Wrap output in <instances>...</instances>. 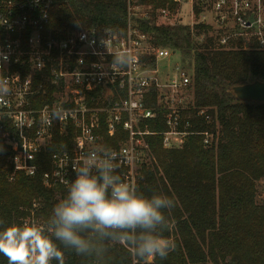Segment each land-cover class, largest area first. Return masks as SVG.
Returning <instances> with one entry per match:
<instances>
[{
	"label": "built area",
	"instance_id": "1",
	"mask_svg": "<svg viewBox=\"0 0 264 264\" xmlns=\"http://www.w3.org/2000/svg\"><path fill=\"white\" fill-rule=\"evenodd\" d=\"M171 3L156 7L147 0H127L125 33L76 28L55 37L49 29L51 0H0V77L11 88V94L0 100V142L12 168L9 180L16 172L34 176L54 138L70 131V145L51 152L42 172L48 187L67 190L65 182L75 178L72 164L96 144L117 154V174L134 185L143 165L154 160L149 135H160L165 149L182 148L190 135H200L206 148L217 144L218 122L215 131L198 130L193 123L194 116L207 124L213 117L208 109L195 107L191 67L179 51L155 44L137 20L151 19L155 13L157 24L181 22L192 31L202 24L221 48H231L236 41L264 50V0ZM105 30L113 38H106ZM108 51H130L135 63L113 68ZM42 89L48 90L49 98L39 106ZM54 107L67 109V119L50 123ZM153 120H161L165 129L153 131ZM36 210V204L26 208L17 224L45 225Z\"/></svg>",
	"mask_w": 264,
	"mask_h": 264
},
{
	"label": "trees",
	"instance_id": "2",
	"mask_svg": "<svg viewBox=\"0 0 264 264\" xmlns=\"http://www.w3.org/2000/svg\"><path fill=\"white\" fill-rule=\"evenodd\" d=\"M147 1L156 7L173 6L171 0ZM127 23V0H51L49 29L55 37L76 28L125 33ZM137 24L153 36L155 44L179 51L191 67L195 107L208 109L213 117L207 124L203 117L194 116L195 127L215 131L219 123L218 142L209 148L200 135H190L179 149H165L160 135L147 136L154 160L141 168L138 192L174 200V207L165 210L168 226L162 233L173 249L165 260L157 256L151 264H264V198L258 200V184L264 182V102L241 101L230 91L236 84L264 80V50L245 48L236 41L231 48H221L206 26L198 24L192 31L181 22L157 24L155 13ZM48 98V90L42 89L38 105ZM157 121H150V128L164 130ZM72 137V131L56 136L39 159V171L34 176L16 172L13 180L0 142L4 149L0 152V229L17 224L34 204L38 219L47 224L67 190L46 186L42 172L48 168L51 152L68 147ZM64 252L65 264L144 262L120 244L110 246L99 259ZM5 261L0 254V263Z\"/></svg>",
	"mask_w": 264,
	"mask_h": 264
},
{
	"label": "clouds",
	"instance_id": "3",
	"mask_svg": "<svg viewBox=\"0 0 264 264\" xmlns=\"http://www.w3.org/2000/svg\"><path fill=\"white\" fill-rule=\"evenodd\" d=\"M109 54L113 68L135 63L130 51ZM10 94L9 81L0 77V100ZM68 114L67 109L54 107L49 122H63ZM117 158L109 146L96 144L72 164L75 178L65 182L66 195L54 205L46 225L32 221L0 229V254L8 264H65L64 250L99 259L117 244L130 248L146 264L157 256L165 260L173 249L162 235L168 226L165 210L174 207V200L138 192L136 185L117 174Z\"/></svg>",
	"mask_w": 264,
	"mask_h": 264
},
{
	"label": "water",
	"instance_id": "4",
	"mask_svg": "<svg viewBox=\"0 0 264 264\" xmlns=\"http://www.w3.org/2000/svg\"><path fill=\"white\" fill-rule=\"evenodd\" d=\"M248 47V45L246 44ZM232 95L241 101L264 102V80L254 79L230 87Z\"/></svg>",
	"mask_w": 264,
	"mask_h": 264
},
{
	"label": "rangeland",
	"instance_id": "5",
	"mask_svg": "<svg viewBox=\"0 0 264 264\" xmlns=\"http://www.w3.org/2000/svg\"><path fill=\"white\" fill-rule=\"evenodd\" d=\"M161 22H163L162 19H160ZM182 60L184 62V58L182 56ZM185 65H187L186 63H184ZM264 198V182L260 181L258 184V200H262Z\"/></svg>",
	"mask_w": 264,
	"mask_h": 264
}]
</instances>
